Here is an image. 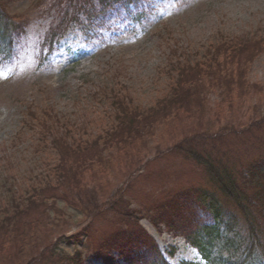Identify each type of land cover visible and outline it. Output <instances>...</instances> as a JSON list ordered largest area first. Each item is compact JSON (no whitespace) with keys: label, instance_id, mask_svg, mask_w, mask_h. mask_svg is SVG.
Listing matches in <instances>:
<instances>
[{"label":"trees","instance_id":"trees-1","mask_svg":"<svg viewBox=\"0 0 264 264\" xmlns=\"http://www.w3.org/2000/svg\"><path fill=\"white\" fill-rule=\"evenodd\" d=\"M16 1L0 0V67L12 60L32 21L26 14L7 11ZM141 5L142 0H35L37 21H47L39 57L48 58L69 31L90 37L109 19L137 22L143 14ZM158 35L168 47L167 64L161 70L167 81L152 104L142 106L121 85L99 90L94 99L105 106V119L93 134L88 126L61 122L53 107L38 111L24 106L25 125L37 136L33 152L41 154L50 147L56 157L41 159V166L24 178L28 182L24 188L13 162L5 161L0 178V264L9 259L14 246L16 259L24 254L26 264H82L83 249L72 255L57 251L71 220L59 202L89 219L76 237L84 238L88 249L106 264H167L139 219L129 212V203L119 202L124 188L106 202H89L88 195L80 192L85 172L106 164L114 152L125 172L134 173L138 164L145 163L159 129L165 134L178 130L170 135L166 152L152 160L176 159L205 183L194 190H174L153 203L155 224L182 236L203 264H264V115L242 114L243 106L248 109L254 99L264 96V85L249 80L254 61L264 54V36L219 34L206 47L192 49L180 45L167 27ZM123 72L119 68L115 76ZM212 94L216 102H211ZM103 167L101 172L109 171ZM109 188L99 184L102 192ZM184 202L193 216L187 214ZM35 209L40 210L39 218H26ZM109 217L111 224L117 223V232L94 243L96 223ZM111 252H117L121 262Z\"/></svg>","mask_w":264,"mask_h":264},{"label":"rangeland","instance_id":"rangeland-1","mask_svg":"<svg viewBox=\"0 0 264 264\" xmlns=\"http://www.w3.org/2000/svg\"><path fill=\"white\" fill-rule=\"evenodd\" d=\"M34 1L18 0L9 6V13L26 14L32 21L16 47L14 59L0 69V178L5 161H12L18 183L23 188L28 185L24 181L27 173L41 166V159L47 161L56 157L50 147L41 154L33 152L37 136L35 130L25 125L24 106H32L38 111L53 107L61 116V122L70 121L81 128L88 126L93 134L105 119V106L94 99L99 90L121 85L136 102L148 106L165 89L167 77L161 70L167 64L168 47L158 35L164 27L172 30L180 45L192 49L206 47L219 34L226 37L252 33L264 36V0H142L143 14L137 22L109 19L103 26L96 27L90 37L71 31L46 61L39 62V43L47 21H37V10L32 7ZM119 68L124 72L115 76ZM249 80L264 85V54L254 61ZM210 100L216 102L217 96L212 94ZM243 107L242 114L254 118L263 116L264 96L254 99L248 109ZM177 130L165 134L159 129L145 155L147 165L138 164L129 178V173L117 163L114 152L106 164L101 167L96 164L85 172L86 183L80 192L88 195L89 202L91 199L106 202L126 184L128 188L122 190L119 202L123 199L129 203V212L139 219V226L156 243L168 263L197 264L201 259L196 251L182 237L168 232L164 225L155 224L152 218L156 215L153 203L173 195L174 190H194L205 183L203 177L193 174L186 164L176 159L152 160L166 152L171 145L169 137ZM102 167L104 170L110 168L101 172ZM92 173L95 177H91ZM128 179L131 180L127 182ZM101 183L108 184L107 192L99 189ZM62 191L65 194L67 189ZM184 204L190 210L186 209L187 214L193 216L192 208L187 202ZM59 208L66 211L71 220L70 232L58 241L57 251L72 255L75 249H83L82 264H106L103 258L96 257L88 249L84 238L76 237L89 219L85 220L81 211L73 210L64 202H59ZM39 212L35 209L26 218L34 221L39 218ZM196 214L198 218L202 217L200 211ZM110 221L109 217L106 222L96 223L94 243L117 232V223ZM16 250L15 246L10 248L9 259L4 264H26L28 258L24 254L20 260L16 259ZM111 256L121 262L117 252H111ZM62 264L73 263L62 261Z\"/></svg>","mask_w":264,"mask_h":264},{"label":"bare ground","instance_id":"bare-ground-1","mask_svg":"<svg viewBox=\"0 0 264 264\" xmlns=\"http://www.w3.org/2000/svg\"><path fill=\"white\" fill-rule=\"evenodd\" d=\"M182 244H180L179 246H181Z\"/></svg>","mask_w":264,"mask_h":264}]
</instances>
